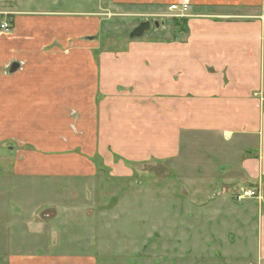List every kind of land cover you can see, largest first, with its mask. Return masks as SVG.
<instances>
[{
    "label": "crops",
    "instance_id": "obj_1",
    "mask_svg": "<svg viewBox=\"0 0 264 264\" xmlns=\"http://www.w3.org/2000/svg\"><path fill=\"white\" fill-rule=\"evenodd\" d=\"M15 1L18 10L13 11L14 27L25 43L33 35L21 29L36 27L39 16L54 15L67 23L72 14L96 18L104 7H114L124 13L146 14L157 21L167 18L170 7L182 2ZM58 3L62 9L50 10ZM186 19V32L175 33L171 21L163 19L159 21L163 25L149 36L129 38L128 45L120 50L100 52L98 61L81 69L85 72L82 75L90 76L87 78L74 76L71 59L66 58L65 63L53 68L51 64L40 65L41 61L35 59L39 49L31 53V62L27 60L26 70L16 80V99L32 102L25 109L32 112L27 129L38 135L34 138L42 150L34 160L38 165L34 172L72 178L96 176V165L90 160L94 152L88 154L85 164L80 163V169L71 165L69 155L57 153L66 149L71 130L66 119L59 128L55 127L57 121H51L54 109L60 114L72 109L73 102H93L96 116L87 115L81 122V132L92 137L86 136L87 150H98L124 179L132 177L135 165L165 166L168 179L176 178L191 189L192 209H199L194 210L198 211L195 225L199 231H208L205 245L222 243L216 235L224 232L227 238L236 234L241 239L238 246L247 252L246 239L252 234L255 261L264 264V0H190ZM94 21L101 31L104 21ZM43 34L48 36L47 31ZM22 65L10 75H17ZM94 70L95 76L91 74ZM62 133L67 135L63 139L53 136ZM190 137L209 138L214 156L209 161L214 171L198 172L193 179L181 174ZM247 187L258 188L260 198L237 202L235 193ZM173 196L167 198L174 199ZM67 210H21L16 212L19 216L15 221L18 224L20 219L27 232L36 233L37 241L51 229L54 233L59 211ZM82 212L91 220L95 209ZM41 213L50 215L44 223L51 226L48 231L44 224L37 222L36 226L32 220L36 221ZM26 217L32 221L26 223ZM171 226L168 224V229ZM101 228L103 239L105 233ZM178 241L177 238L180 244ZM15 242H7L8 247L1 249L0 264H102L100 253L107 250L105 242L91 240L80 245L85 246L81 252H55L40 243L33 250H25L24 241Z\"/></svg>",
    "mask_w": 264,
    "mask_h": 264
},
{
    "label": "rangeland",
    "instance_id": "obj_2",
    "mask_svg": "<svg viewBox=\"0 0 264 264\" xmlns=\"http://www.w3.org/2000/svg\"><path fill=\"white\" fill-rule=\"evenodd\" d=\"M9 1V4L0 1V252L11 241H24L25 250H33L37 247L36 243H40L55 252H81L85 246L80 245L91 240V243H106L104 247L107 250L100 253L102 264H257L252 234L247 236V246H243L247 252L238 246L241 239L236 237L235 232L232 236L228 235V238L224 232L223 235L219 233L216 236L224 242L221 240L222 243L205 245L209 235L208 231L202 228L199 231L195 225L198 211L195 214L194 210L199 209H192L191 189L182 182L178 183L176 178L168 179L166 176L169 171L165 166L135 165L132 177L124 179L118 176V170L108 165L98 150H87V134L81 132V122L87 115L92 118L96 116L93 102H73L72 109L66 112L62 110L63 115L54 109L51 121H57L58 126L55 127L59 128L67 120L71 130L68 133V146L57 153L69 155L73 160L71 165L80 169V163L85 164L87 157H90L88 154L94 152L90 160L96 165V176L89 179L72 178L56 176L50 172H34L38 168L34 160L42 150L39 141L34 138L38 135L27 129L32 121V112H26L25 109L32 102L16 99V80L26 70L27 60L31 62V53L39 49L35 59L41 61L40 65L51 64L53 68L71 59L74 76L87 78L90 77L88 74L82 75L85 73L81 70L83 67L98 61V55L104 50L126 47L130 32L143 21L153 23L155 18L146 14L124 13L114 7H104L96 18L72 14V19L67 23L54 15L39 16L35 22L36 27L28 31L21 29L33 35L25 43L14 27L13 11L18 10L17 3L15 0ZM59 9H62L59 3L50 7V10ZM96 19L104 21L101 31L96 27ZM163 19L171 21L173 26L174 21L178 20L174 13L157 21ZM6 21L11 25L9 30L1 27ZM82 29L89 31L83 33ZM154 29L152 27L146 36L153 33ZM43 31L48 32L47 37H44ZM25 51H29L30 55ZM14 62L24 65L19 75L9 74ZM91 74L95 76V70ZM53 136L63 139L67 135L62 133ZM208 139L190 137L187 140L186 157L184 162L181 161V174L185 177L193 179L198 177V172L210 174L214 171V166L209 165L214 156ZM181 194L186 197H181ZM168 195H174V199L167 198ZM45 209L68 210L67 213L59 211V217L53 225L54 233L51 232V226L44 224L50 215L41 213L36 221L32 219L36 226L39 222L47 227V231L51 229L36 241L35 238L39 237L36 233L32 235L27 232V227L20 219L17 224L15 220L19 214L16 212ZM83 209H95L91 220L86 219ZM25 219L26 223L32 221L28 217ZM170 223L172 226L168 229ZM101 226L105 233L103 239L100 236ZM177 238L180 244H177Z\"/></svg>",
    "mask_w": 264,
    "mask_h": 264
},
{
    "label": "built area",
    "instance_id": "obj_3",
    "mask_svg": "<svg viewBox=\"0 0 264 264\" xmlns=\"http://www.w3.org/2000/svg\"><path fill=\"white\" fill-rule=\"evenodd\" d=\"M190 9V0H182L180 5H173L170 7V12L175 14L177 19L186 18L188 11ZM168 17V16H167ZM2 29L9 30L11 25L9 21L2 23ZM260 193L258 188H242L240 191L235 193V199L237 202L241 203L249 199H259Z\"/></svg>",
    "mask_w": 264,
    "mask_h": 264
},
{
    "label": "water",
    "instance_id": "obj_4",
    "mask_svg": "<svg viewBox=\"0 0 264 264\" xmlns=\"http://www.w3.org/2000/svg\"><path fill=\"white\" fill-rule=\"evenodd\" d=\"M161 25H163V23H160L159 21H154L153 23L149 20L143 21L130 32L129 38L131 40L141 39L147 32L150 31L152 27L159 29ZM19 69H20V65L18 63H13V65L9 70V74H14Z\"/></svg>",
    "mask_w": 264,
    "mask_h": 264
},
{
    "label": "trees",
    "instance_id": "obj_5",
    "mask_svg": "<svg viewBox=\"0 0 264 264\" xmlns=\"http://www.w3.org/2000/svg\"><path fill=\"white\" fill-rule=\"evenodd\" d=\"M187 19L183 18V19H178L174 21V32L175 33H179V32H186V25Z\"/></svg>",
    "mask_w": 264,
    "mask_h": 264
}]
</instances>
